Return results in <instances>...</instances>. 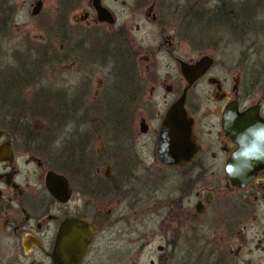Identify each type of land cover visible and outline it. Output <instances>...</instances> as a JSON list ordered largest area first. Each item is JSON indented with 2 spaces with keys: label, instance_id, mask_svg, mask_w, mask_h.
Returning <instances> with one entry per match:
<instances>
[{
  "label": "flooded vegetation",
  "instance_id": "1",
  "mask_svg": "<svg viewBox=\"0 0 264 264\" xmlns=\"http://www.w3.org/2000/svg\"><path fill=\"white\" fill-rule=\"evenodd\" d=\"M243 1L235 4L236 26L242 34V12H264V0H248L244 5ZM23 2L27 3L26 0ZM250 3L252 6L248 7ZM44 4L45 0H30V15L33 18L42 16ZM90 4L99 25L115 26L116 14L106 0H101V4L112 13L114 23L100 21L93 0ZM138 4L148 5L146 15L153 22L161 27L165 24L163 14L156 6L161 5L160 0H138ZM35 9L38 10L36 14ZM17 11L12 0H0V44L13 33ZM91 17V12L85 10L74 16L75 23L70 24L68 15L60 14V22L51 26L46 18V23L39 25L55 38L54 44L48 39L50 36H44L46 40L28 42L29 45L15 52L0 45V264H56L54 257L62 226L77 223L86 224L93 231L79 264H228V259L233 262L231 264H264V168L258 169L252 180L242 186L233 183L227 163L240 144L223 125L224 114L230 105L243 114L257 109L264 120V69L256 72L237 70L231 77L220 79L211 74L215 57L206 54L213 57V65L190 84L182 73L181 62L191 64L198 59L179 57L173 50L174 36L164 30L160 43L155 46L156 51L168 48V54L179 64L180 71L173 76L177 83H162V86L168 93L175 91L178 98L188 88L185 109L194 120L200 145L199 153L191 162L168 165L158 158L157 141L163 121L178 98L162 112L145 98L149 87L153 93L160 84L152 58L156 51L151 48L139 50L129 41L126 58L132 71L124 75L110 73V84L105 86L101 80L94 94L88 92L89 88L79 93V90H68L65 85L56 87L54 82H47L61 69L62 63L82 59L83 42L89 41L90 33L86 36L81 33L80 36L85 37L83 42L75 40L71 46L68 43L76 36L74 29L79 30ZM253 27L258 35L264 31V23L259 21ZM120 29L129 40L124 27ZM70 30L73 35L68 34ZM103 37L91 39L93 44L88 51H97L99 39L109 44L110 39ZM141 51L146 54L142 56L146 65L139 71L137 57ZM244 58L245 62H258L253 54H246ZM202 80H208L213 86L206 94L212 104L205 109L191 96ZM180 84H184L181 91ZM102 88H105L104 109L125 112L126 128L119 130L117 136L123 137L128 131L129 111L145 110L140 119V132L153 137L157 158L163 165L181 169L171 202L165 204V215L154 212L148 217L145 207L137 211L138 202L144 204L157 195L148 193L147 199H132L135 166L118 171L117 177L111 171V163L106 164L105 171H100L95 162L102 152L95 154L92 149L95 128L85 131L84 123L73 125L72 120L78 112L100 107ZM48 109H58L60 114L57 119L53 114L44 116L47 125L40 119L28 117L35 111ZM14 120L17 124L11 132L5 124L16 122ZM205 123L208 129L203 126ZM83 137L89 140L85 145ZM117 141L124 154L120 156L126 160L130 148L127 142ZM138 212H141L140 216ZM153 219L157 225L148 226L154 223ZM133 222H141L147 231H138ZM154 240L158 241L157 246L149 248ZM252 244L262 254L258 260H247L244 256L252 252Z\"/></svg>",
  "mask_w": 264,
  "mask_h": 264
},
{
  "label": "rangeland",
  "instance_id": "2",
  "mask_svg": "<svg viewBox=\"0 0 264 264\" xmlns=\"http://www.w3.org/2000/svg\"><path fill=\"white\" fill-rule=\"evenodd\" d=\"M12 1L18 9L14 22L15 26L13 25L12 28L13 33L5 38V43L3 42L0 45L1 47L4 46V49L14 52L18 49L25 48V46L30 43H40L49 36L48 39H51L54 44L55 38H52L49 33L44 32L39 25L40 23H46V18L48 25L51 26L55 22H60V14L66 13L68 15V22L73 24L75 23L74 16L84 13L85 10L91 12L92 17L86 24L81 25L82 27L79 28V30L74 29L73 33L76 36H72V40L70 41L72 43H68V45L71 46L75 43V40L83 42L85 37L82 38L80 36L81 33H83L84 36L90 33V39L87 36L89 41L83 42L85 47L83 56L81 57L82 59L78 60L76 58L77 61L75 59V62H72L70 59L62 63L60 65L61 69H58V72L47 80V82L49 81L50 83L54 82L56 87L65 85L70 91L79 90L78 92L81 93L80 90L84 91L89 88L90 91L88 92L94 94L101 80L104 81L105 86H108L107 84L111 82L109 74L115 71V61L117 59H119V61H127L126 44L129 43V41L134 42L135 48L139 50L141 48H151L154 50L153 52H155V46L160 43L161 35L164 33V30L165 33L167 32L174 36V41L176 43L173 50L175 49L177 51L176 54L179 57L197 60L206 54L213 55L216 59V63L211 74L220 79L224 76L231 77V74L237 70L242 71L248 69L252 72H256L258 69H261V71L264 69V31L258 35L256 28L253 27L258 21L264 23L263 11L257 13L246 11V14L242 12L244 18L243 34L242 31L239 33V28L237 26H232V24L206 26L204 18L199 20L196 17V13L201 12L200 9L206 11L207 8H210V10L213 11L219 5L225 4L228 6L232 4L235 6L239 0H160L161 5L156 6L160 8L159 11L163 14L162 17L165 21L163 26L165 28L163 26L162 28L147 17L146 12L148 10V5L139 6L138 0H106L117 17V23L114 27L99 25L95 21L96 14L92 9L90 0H45V12L39 18H33L30 15V0H26L27 3L25 4L23 2L24 0ZM247 1L248 0L243 1V5L247 3ZM250 6H252L251 3L248 7ZM120 27H124L125 35L132 39H125L123 35L124 32L120 31ZM75 32H77V34ZM73 33L71 30L68 32L69 35H73ZM101 35L104 36V40L110 39L109 44H105L107 41L99 39V43H97L98 46L96 47L97 51L89 52L88 49H90L93 44L91 39H94L95 36H99L100 38ZM246 35L249 39H247ZM44 36H47V38H44ZM74 47L76 48L77 45H74ZM257 49H259L258 53L256 52ZM168 52H170V50L163 47L162 51H156V53L153 54L154 72L156 71L158 74L160 84L157 85L153 93L149 87L145 95V98L151 100L150 103L154 104L156 110L160 112L164 111L168 105L174 102L179 96L175 91L174 93H168L165 87L162 86V83H177V80L173 78V76L180 71L179 64L170 57ZM141 53L142 54H139L137 57L140 66V68H138L139 71L144 70L146 65V61L142 59V56L146 54L142 51ZM246 54H250V56L253 54L258 62H245L246 59L244 57ZM79 56H81V53ZM262 82L264 85V80ZM180 85L181 91L184 84ZM212 88L213 86L208 80H202L191 93L192 98L196 100V103L199 104L202 109L212 104V101L206 96ZM104 90L105 88H102L100 91V107L93 111L82 110L78 112L77 117L72 120L73 125H77L78 122L84 123L85 131L95 128L96 135L95 139L92 141V149L95 154H98L97 151L102 152L95 162L100 171H105L106 164L111 163L113 165L111 171H114L117 177L118 171H127V169L135 166L134 168L137 169L134 171L136 177L131 181L134 195L132 199L141 201L147 199L145 195L148 193L157 195L155 198L147 202L145 201L146 203L144 202V204L138 202L135 208L137 211L145 207L148 211V217L154 214V212H160L165 215L167 211L165 204L171 202V195L176 187L177 178L181 173V169L173 167L168 168L163 165L157 158L153 137L151 135H143L140 132V119L141 115L145 114V110L135 109L129 111L127 113L129 116L128 131L123 137L117 136L119 133L117 121L114 117L109 120L106 119L109 109H104L103 107V98H105V95H103ZM260 93H262V91ZM6 113L7 112H5V114ZM122 113L125 114V112ZM28 117L33 120L40 119L43 124L47 125L46 118L41 115L32 113ZM4 121L7 122L6 118ZM16 124L17 121L9 122V124L5 125H7L8 130L13 132L12 130H15ZM203 126L208 129L207 123ZM114 133L117 134L115 135ZM117 139L122 142H127V147L130 148V152L129 149H127L128 153L126 152V160L120 156L123 152H121L119 147L121 143L117 141ZM82 141L83 145H85L89 140H85L83 137ZM115 155L117 157H115L116 160L114 158V160L111 161L110 159ZM127 162H130L131 166L127 165ZM140 213L141 212H138V215ZM147 220L149 221V219ZM135 222H133L132 225L138 231H147L143 228L141 222ZM154 225H157L156 222L150 223L148 226ZM157 244L158 241L154 240L152 244L149 245V248L156 247ZM251 246L252 252L244 256L247 260H258L262 257V254L254 249L255 244ZM231 263L233 262L228 259V264Z\"/></svg>",
  "mask_w": 264,
  "mask_h": 264
},
{
  "label": "water",
  "instance_id": "3",
  "mask_svg": "<svg viewBox=\"0 0 264 264\" xmlns=\"http://www.w3.org/2000/svg\"><path fill=\"white\" fill-rule=\"evenodd\" d=\"M93 5L100 21L115 22L112 13L101 4V0H93ZM37 12L35 9L34 14ZM213 62L210 55H204L191 64L181 62L182 73L193 84L209 70ZM187 91L188 88L171 106L157 141L158 158L168 165L187 164L200 151L194 120L185 109ZM223 125L240 144V148L229 159L227 168L233 183L242 186L252 180L258 169L264 168V120L259 117L257 109L243 114L238 112L236 106L230 105L224 114ZM92 236L93 231L86 224L62 226L56 245L55 263L79 264Z\"/></svg>",
  "mask_w": 264,
  "mask_h": 264
},
{
  "label": "trees",
  "instance_id": "4",
  "mask_svg": "<svg viewBox=\"0 0 264 264\" xmlns=\"http://www.w3.org/2000/svg\"><path fill=\"white\" fill-rule=\"evenodd\" d=\"M235 8L236 6H233L232 4L228 6L224 4V5H219L213 11H211L210 8H207L206 11L200 9L201 12H197L196 17L199 20L204 18L206 22V26L215 25V24H232V26H236L238 25V21H237V16L235 14ZM115 62H116L114 69L115 71L113 73H115L116 75H124V73H127L130 70L132 71V69H129L127 62L121 60L119 61V59H117ZM120 77L123 78V76ZM108 112H109L108 116L106 115L107 120L114 117V119L118 123L117 127L119 128V130H123L126 128L125 124H127V120L125 114L122 113V111H120L119 109L110 108ZM34 113L41 115L43 117L44 116L47 117L53 114L54 115L53 118L57 119L59 118L58 115L60 114V110L48 109V110L35 111Z\"/></svg>",
  "mask_w": 264,
  "mask_h": 264
}]
</instances>
